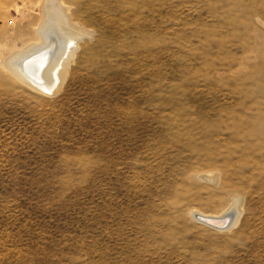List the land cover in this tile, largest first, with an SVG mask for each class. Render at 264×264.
I'll return each mask as SVG.
<instances>
[{
    "label": "rangeland",
    "instance_id": "374dc122",
    "mask_svg": "<svg viewBox=\"0 0 264 264\" xmlns=\"http://www.w3.org/2000/svg\"><path fill=\"white\" fill-rule=\"evenodd\" d=\"M63 2L49 96L3 63L41 0H0V264H264V0Z\"/></svg>",
    "mask_w": 264,
    "mask_h": 264
},
{
    "label": "bare ground",
    "instance_id": "6f19581e",
    "mask_svg": "<svg viewBox=\"0 0 264 264\" xmlns=\"http://www.w3.org/2000/svg\"><path fill=\"white\" fill-rule=\"evenodd\" d=\"M67 9L63 0H41V21L35 29L37 41L31 42L26 49L13 53L3 62L13 79L42 95L52 96L61 89L77 50V40L87 36L80 26L71 22ZM204 179L217 185L214 183L218 179L216 175ZM242 206L243 199L233 198L228 207L232 220L240 216ZM228 216L220 218L226 219L228 224ZM195 217L199 222L200 217L214 218L200 213L195 214ZM236 221L238 219L231 222L229 228L234 227Z\"/></svg>",
    "mask_w": 264,
    "mask_h": 264
},
{
    "label": "water",
    "instance_id": "95a60500",
    "mask_svg": "<svg viewBox=\"0 0 264 264\" xmlns=\"http://www.w3.org/2000/svg\"><path fill=\"white\" fill-rule=\"evenodd\" d=\"M204 224L211 226L213 228H223L227 225L226 219H218V218H207V217H200L198 218Z\"/></svg>",
    "mask_w": 264,
    "mask_h": 264
}]
</instances>
